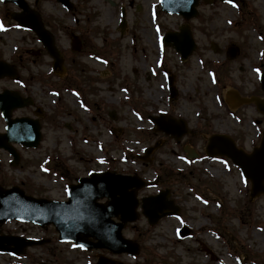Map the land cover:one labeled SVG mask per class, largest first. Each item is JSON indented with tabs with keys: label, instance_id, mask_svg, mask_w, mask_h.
I'll return each instance as SVG.
<instances>
[{
	"label": "rangeland",
	"instance_id": "374dc122",
	"mask_svg": "<svg viewBox=\"0 0 264 264\" xmlns=\"http://www.w3.org/2000/svg\"><path fill=\"white\" fill-rule=\"evenodd\" d=\"M27 1L55 29L61 51L71 50L74 35L87 49L66 60L68 73L59 77L35 34L7 16L20 10L0 2V61L17 71V78H0V93L30 97L33 106L13 117L39 118L43 135L37 148L15 145L16 166L0 149V185L65 201L76 179L115 171L148 183L140 199L168 190L181 212L150 225L138 209V220L123 231L141 244L135 257L84 251L61 243L52 227L12 222L2 232L49 241L27 250L19 263L97 264L105 256L122 264H264V195L251 201L240 168L206 154L212 134L232 137L247 153L261 141L264 116L253 100L264 98V0L201 1L190 21L164 13L159 0H71L73 11L56 0ZM186 24L197 49L182 62L161 39ZM170 76L178 90L174 99ZM231 93L252 102L232 109L226 100ZM162 115L184 120L191 134L177 142L156 132L150 118ZM5 126L0 112V133ZM158 141L161 147L142 160ZM185 146L198 158L188 159ZM184 227L189 235L180 237ZM15 262L0 255V264Z\"/></svg>",
	"mask_w": 264,
	"mask_h": 264
},
{
	"label": "water",
	"instance_id": "95a60500",
	"mask_svg": "<svg viewBox=\"0 0 264 264\" xmlns=\"http://www.w3.org/2000/svg\"><path fill=\"white\" fill-rule=\"evenodd\" d=\"M6 3H14L22 12L12 13L10 16L20 27L33 31L54 59V71L63 75L64 58L56 47L54 35L46 29L42 15L32 9L26 0H2ZM68 10H73L71 0H57ZM215 0H205L212 4ZM235 4L237 0H220ZM39 0H36L38 3ZM163 11L169 14H178L184 19L190 20L198 15L197 7L200 0H160ZM77 37L73 41V49L79 50L80 44ZM165 46L174 47L181 53L183 59H187L196 49L192 32L188 26L180 29V33L169 32L164 38ZM15 70L5 62H0V78L15 77ZM262 90L264 92V73L261 76ZM246 102V101H245ZM260 113L264 115V100H256ZM32 104L30 98L22 99L17 93L5 91L0 94V109L7 122V133L0 135V148L10 152L17 164L19 156L11 143L21 144L26 148L39 146L42 135L41 125L38 120L29 118L12 119L15 109ZM159 130L180 139L186 132V126L181 121L174 119H155ZM181 125V126H180ZM146 151L149 155L157 148ZM189 156H196L193 151L186 149ZM207 152L210 156H227L239 166L244 177L251 182V200L264 194V133L259 147L251 154L238 149L233 139L223 135H213L209 138ZM145 183L138 177L119 175L116 172L92 173L88 178L78 180V185L68 188L67 202H56L46 199H37L27 196L19 187L4 189L0 186V225L9 220L33 222L45 227L54 225L63 242H74L77 247L86 250L107 249L114 254L128 253L137 255L138 245L123 237L122 231L128 223H134L139 218L137 209L139 200L138 191ZM169 193H163L142 200V209L145 217L151 225L156 224L166 216L179 214V208L173 201H167ZM107 198V204L98 203ZM115 219L120 222L116 223ZM181 236L189 234L188 229L181 231ZM91 239L96 240L92 242ZM0 253H13L20 255L24 249L43 242L33 240L15 241L0 238ZM4 244H7L6 246ZM13 245L16 248L12 249ZM99 264H116L111 260L100 258Z\"/></svg>",
	"mask_w": 264,
	"mask_h": 264
},
{
	"label": "flooded vegetation",
	"instance_id": "af4514ba",
	"mask_svg": "<svg viewBox=\"0 0 264 264\" xmlns=\"http://www.w3.org/2000/svg\"><path fill=\"white\" fill-rule=\"evenodd\" d=\"M190 134H191V132H190ZM1 234H2V235H9V234H11V233H5V234H4V232H2ZM13 235H16V236H19V237H24L23 235H19V234H13ZM29 263H31V262H29Z\"/></svg>",
	"mask_w": 264,
	"mask_h": 264
},
{
	"label": "snow or ice",
	"instance_id": "6c2138e0",
	"mask_svg": "<svg viewBox=\"0 0 264 264\" xmlns=\"http://www.w3.org/2000/svg\"><path fill=\"white\" fill-rule=\"evenodd\" d=\"M3 26H2V24H0V28H2Z\"/></svg>",
	"mask_w": 264,
	"mask_h": 264
},
{
	"label": "trees",
	"instance_id": "16d2710c",
	"mask_svg": "<svg viewBox=\"0 0 264 264\" xmlns=\"http://www.w3.org/2000/svg\"><path fill=\"white\" fill-rule=\"evenodd\" d=\"M264 36V35H263ZM70 55V54H69Z\"/></svg>",
	"mask_w": 264,
	"mask_h": 264
}]
</instances>
